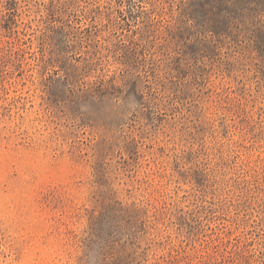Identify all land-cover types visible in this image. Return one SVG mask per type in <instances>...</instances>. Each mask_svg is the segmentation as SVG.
<instances>
[{
    "label": "rangeland",
    "instance_id": "1",
    "mask_svg": "<svg viewBox=\"0 0 264 264\" xmlns=\"http://www.w3.org/2000/svg\"><path fill=\"white\" fill-rule=\"evenodd\" d=\"M0 264H264V0H0Z\"/></svg>",
    "mask_w": 264,
    "mask_h": 264
}]
</instances>
